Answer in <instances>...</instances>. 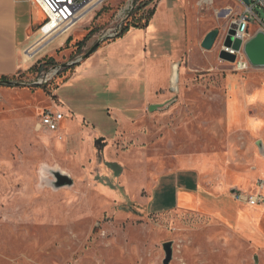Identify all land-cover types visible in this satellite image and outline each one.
I'll list each match as a JSON object with an SVG mask.
<instances>
[{
    "label": "rangeland",
    "instance_id": "374dc122",
    "mask_svg": "<svg viewBox=\"0 0 264 264\" xmlns=\"http://www.w3.org/2000/svg\"><path fill=\"white\" fill-rule=\"evenodd\" d=\"M129 1L107 0L79 21L71 36L94 29L86 42L58 48L63 33L26 55L33 65L15 81L27 85H0V264H164L168 242L170 264H264V203L234 196L264 195V66L243 51L236 62L220 57L234 23L248 22L244 40L264 30V10L254 15L243 0ZM126 7L124 28L157 17L164 33L101 54ZM49 109L67 117L38 130ZM55 171L73 184L56 188ZM181 173L195 189L177 182Z\"/></svg>",
    "mask_w": 264,
    "mask_h": 264
},
{
    "label": "crops",
    "instance_id": "0c3cea01",
    "mask_svg": "<svg viewBox=\"0 0 264 264\" xmlns=\"http://www.w3.org/2000/svg\"><path fill=\"white\" fill-rule=\"evenodd\" d=\"M92 12L93 11H91L90 13ZM42 13L44 14L43 22H41ZM88 14L85 17L89 16ZM156 18L157 17H155L151 23L146 24L145 29H140L143 26L128 28V30H125L121 35L116 37V39L114 38L115 40L113 39L112 43L108 47H105L106 49L104 48V50H102L101 54L107 53V51H110L114 47L119 50L122 49L123 52L121 54H124V51L127 52L133 49H137L140 45H142L143 42L144 44L146 42L151 44L150 42L154 39L156 33L158 34V32H161L162 34L164 33L163 29H165L163 27L165 23L157 22L159 20H156ZM83 19H81L80 21H82ZM45 20L46 17L44 11L39 5L34 3L32 0H0V77H17L20 72H25L32 67L33 64H29V59H26V55L30 58H33L34 55L36 56L38 54L37 51L40 49V47L43 46L44 43H46L48 38H50L46 37L47 29H41V26L44 24ZM76 25L65 33L66 35L63 39H61V43L58 48H61L66 43H68L69 38H71L70 41L74 39L71 36V33L75 31ZM151 25L153 26V30L151 29ZM90 26L91 24L88 26V28ZM149 30L152 31L150 32ZM61 35H63V33L52 38L55 40ZM131 36H133L132 40L130 42L127 41ZM85 37L83 36L82 38H76L74 40H77L76 42H80ZM121 43H123L124 45L118 47V45ZM35 45H38L37 48L27 52L29 49L34 48ZM158 46H161V44L157 43L153 45V47L156 48ZM100 52H98L97 54H99ZM110 52L111 53L108 54V57L119 53L117 51L116 53H112V51ZM142 52L143 51L141 50V52L139 53V57L141 59L143 57ZM173 54L175 56V53ZM90 60L91 58H89L82 64L76 65L75 76H81L82 70L85 69V67L89 64ZM147 63L148 61L146 62L145 67L147 68L146 78L148 79V72L150 71V66ZM165 63H167V61L164 62L161 60L157 62V64L159 65ZM112 77L114 76H106V79L110 80L112 79ZM65 117L67 116L65 115L64 119ZM177 182H179L181 185L186 186L190 191L191 189L193 190L196 188L195 180L193 179L191 173H181L180 175H178ZM164 190H167V188H165ZM190 191H181L179 193V198H181L184 193H189Z\"/></svg>",
    "mask_w": 264,
    "mask_h": 264
},
{
    "label": "built area",
    "instance_id": "2783aa9c",
    "mask_svg": "<svg viewBox=\"0 0 264 264\" xmlns=\"http://www.w3.org/2000/svg\"><path fill=\"white\" fill-rule=\"evenodd\" d=\"M34 3L39 5L45 13L46 20L41 26L43 30L49 24H55L48 34L49 36H58L62 33L68 32L73 26H75L81 19H83L88 13L94 11L98 6L103 4L107 0H32ZM249 5L247 9L250 13L257 15V9L264 10V0H249ZM129 6L131 5V0L129 1ZM123 11V10H122ZM121 11V12H122ZM125 16V15H124ZM121 21L117 28L113 31L104 34L103 39H114L121 35L126 28H124V23L126 17ZM131 16V13H128ZM122 18V17H121ZM242 22V21H241ZM239 22L238 25L241 23ZM246 27L243 34L246 32L248 22L245 20ZM239 33V31H238ZM244 38V37H243ZM43 80V79H42ZM38 81V82H42ZM47 81V79H45ZM64 113L61 110L49 109L42 114L40 122L37 124V129L41 130L44 127L50 131L58 130L61 121L64 119ZM261 188H264V180L261 181ZM260 182V183H261ZM235 198L240 202L246 203L250 206L260 205L264 203V195L259 192L257 194L237 192Z\"/></svg>",
    "mask_w": 264,
    "mask_h": 264
},
{
    "label": "water",
    "instance_id": "95a60500",
    "mask_svg": "<svg viewBox=\"0 0 264 264\" xmlns=\"http://www.w3.org/2000/svg\"><path fill=\"white\" fill-rule=\"evenodd\" d=\"M246 5H249V0H243ZM246 27V23L242 21L239 25L237 23H234L229 30V33L226 37L225 46L226 48H232V51H229L228 49H223L221 51L220 57L222 59L236 62L238 58V53L243 51L248 58L249 62L254 66H264V30L258 31L254 36L251 38L244 40L243 37L238 36V31H244ZM219 29H215L210 31L206 37L204 38L202 42V46L206 49H211L218 37ZM99 47V44H96L91 52H94ZM179 67V63H178ZM177 76L176 79L172 82V88L177 89L178 88V82L180 77V71L179 68L177 69ZM46 82V81H45ZM42 82H36L34 84H41ZM0 85H27L24 82L20 81H12V80H0ZM157 105H151L150 109L154 110L156 109ZM260 147H263V144L261 141H259ZM55 180L53 181V184L56 188L66 186V185H72L73 179L66 173L55 171ZM238 192V190H236ZM165 251H166V258L164 260V264H170L172 259V243L168 242L164 245Z\"/></svg>",
    "mask_w": 264,
    "mask_h": 264
},
{
    "label": "bare ground",
    "instance_id": "6f19581e",
    "mask_svg": "<svg viewBox=\"0 0 264 264\" xmlns=\"http://www.w3.org/2000/svg\"><path fill=\"white\" fill-rule=\"evenodd\" d=\"M124 9H125V11H124ZM123 9V11L120 13V17H123L125 14H126V12H127V10H128V7H126V8H124ZM54 25L55 24H49L48 26H46L44 29H47V34H48V32H49V30L52 28V27H54ZM46 34V37H50V38H48V40L46 41V42H48L50 39H52V37H54V36H49V35H47ZM238 36L239 37H243V32L241 31H239V33H238ZM225 49H228L229 51H232V48L230 47V48H225ZM179 67H178V64L177 63H174L173 64V74H172V77H171V82H173L175 79H176V76H177V69H178ZM262 144L264 145V142L262 141ZM257 206V205H256Z\"/></svg>",
    "mask_w": 264,
    "mask_h": 264
},
{
    "label": "trees",
    "instance_id": "16d2710c",
    "mask_svg": "<svg viewBox=\"0 0 264 264\" xmlns=\"http://www.w3.org/2000/svg\"><path fill=\"white\" fill-rule=\"evenodd\" d=\"M135 26L136 27H141L142 25H140V22H138V23H135ZM93 30L94 29H91V31L86 35V37L82 41H80V43L86 42V40L91 36ZM125 30H128V28L125 29ZM70 39L71 38L68 39V42L70 41ZM0 80H12V81H15L16 80V77L15 76L14 77L2 76V77H0Z\"/></svg>",
    "mask_w": 264,
    "mask_h": 264
}]
</instances>
